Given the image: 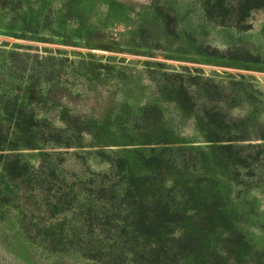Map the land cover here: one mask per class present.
Listing matches in <instances>:
<instances>
[{
    "label": "rangeland",
    "instance_id": "1",
    "mask_svg": "<svg viewBox=\"0 0 264 264\" xmlns=\"http://www.w3.org/2000/svg\"><path fill=\"white\" fill-rule=\"evenodd\" d=\"M214 1L0 0L4 152L166 204L178 217L157 247L171 264H264V8L242 29L211 19ZM0 191L17 192L1 166ZM67 194L58 231L82 226ZM23 214L0 202V264H102L35 240Z\"/></svg>",
    "mask_w": 264,
    "mask_h": 264
},
{
    "label": "trees",
    "instance_id": "2",
    "mask_svg": "<svg viewBox=\"0 0 264 264\" xmlns=\"http://www.w3.org/2000/svg\"><path fill=\"white\" fill-rule=\"evenodd\" d=\"M262 8L264 0H215L206 11L222 25L245 29L251 12ZM24 123L30 129L36 126L31 118ZM37 133L42 134L40 140L64 143L61 136L46 137L40 130ZM8 141L9 132L0 124V166L17 190L4 198L0 193V202L24 210L22 228L31 231L32 238L47 243L53 251H73L102 264H171L164 248L157 247L165 237L166 225L178 217L166 204L159 201L151 205L139 200V195L126 183L121 179L114 181L108 174L91 173L89 177H76V181L64 183L66 179L58 177L55 169L35 168L19 153L4 152ZM220 149L234 164L248 163L240 146L229 142L221 144ZM129 182L130 187L134 185L133 178ZM67 188L73 193L76 207H81L75 217L82 226L58 231L55 223L73 203L67 200ZM84 193H88L87 201ZM143 239L152 240L154 245L156 242V246H143Z\"/></svg>",
    "mask_w": 264,
    "mask_h": 264
}]
</instances>
